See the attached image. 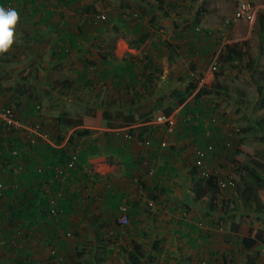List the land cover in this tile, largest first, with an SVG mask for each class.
<instances>
[{"label":"rangeland","instance_id":"obj_1","mask_svg":"<svg viewBox=\"0 0 264 264\" xmlns=\"http://www.w3.org/2000/svg\"><path fill=\"white\" fill-rule=\"evenodd\" d=\"M28 1L30 0H0V7L7 9L16 8L18 5H20L22 8H27L30 4ZM39 1L40 0H37V2ZM55 1L57 0H53L52 3ZM42 2L43 0H41L38 5H42ZM84 3L97 5L98 8H100L99 12L104 13V18L96 21V25L93 24L92 20H87L90 24L87 26L90 27L89 32L91 31V36L95 34L94 30L96 28L103 26L107 23V21H109L107 18L106 9L119 7L122 10L128 11L126 13H128L127 16H129V19L126 20L125 17L123 19L122 13L121 15L119 13L118 16L120 15L119 19L122 23L120 25V30L114 31L108 39H115L120 33L122 35H127V37H129V41L130 39L133 41V43L126 41V44L129 47H135L136 44H139L135 49H137L139 53L141 52L140 57H150L153 59L154 57H167V55H171V57H177V52L181 54L189 49L188 35H190V32H185L184 35L180 36L179 40L182 41L183 44H179L177 49H173L170 45L172 42L168 40H164L166 42L163 44L162 38H160L161 42L158 44L155 33L156 31L154 32L155 38L152 40L153 43L149 42L152 45L149 46V44H144L146 38H148V36L150 37L152 32V29L147 31L144 30V27H142L144 16L147 20L153 17V19L149 20L150 28L154 27V25L159 22L156 21V16L160 13L152 12V10H150L151 6L148 7L149 4L156 5L155 1L84 0ZM47 4H49V2ZM53 4L56 5V3ZM127 5H129L128 8ZM253 5L255 6L257 4L253 2ZM23 11V15L29 17L28 12L31 11ZM259 14H262L264 17V8H258L255 19L256 22L254 23V28L252 29V35L245 45L247 47V55L241 60H235L233 63H225L221 65V68L218 67V70L215 72L218 73L220 71L219 73H222L218 76V80L222 83V85L227 87L228 97H225L226 100L223 98L224 94H221V96L216 94L204 95L203 97H200L201 106L197 108V106H193L194 103H196V98L192 97L191 103L188 102L183 107L179 105L181 107L179 108V106L175 105L178 100V95H182L189 84L196 83V87L194 89L196 90L198 85L203 87V85L206 83L201 82V78H199L197 74L192 73L189 74V77H186L175 87L170 89V91L162 93L159 92L161 90L158 86L160 83L158 81L159 79L156 80L155 85L150 88L152 91H150V93L153 94V96H151L152 98L144 101L138 108L140 112L148 113V116L153 113H157L161 119L155 120V122L163 125L161 126L163 129L161 128V130H158V132L150 130L147 133L148 136L150 135L149 138H145V141L139 145L141 150L143 149V151L145 150L144 152L148 153L146 150H148V146L151 145L150 138L152 136L158 138L159 136L161 138L159 143L160 151L161 149L165 150L168 148L173 152L178 151L177 155H179V157L171 158L173 161L172 165L175 168L181 166L183 167L184 171L189 172L194 168L195 147H203L202 145L207 141L208 143L206 145H213V150L205 156V168L207 170L218 171L220 177H223L224 174H227V176H234L238 181L240 170L239 165L235 162V155H237L236 149H239L242 156V164H246L254 168L256 165L255 163H258V165L261 163V170L258 169L260 167L257 165V168L254 169L259 171V173H263L264 123L261 125L258 124V121L262 118L261 116L263 114H257V109L254 104V101H257L255 91L260 79L255 68V64L252 62L251 68H248L249 66H247L252 61L253 57H260L261 55H264L263 48L262 51L258 53L259 55L254 50V47H258L260 49L264 45L263 42H260V44L263 43L261 46L258 44V34L260 29L257 20ZM90 17L91 14L86 16L87 19ZM168 19L163 18V24H165L164 27H168L167 30L169 29V24L172 23L171 21L167 22ZM175 21H177V19H175ZM45 26L49 31L50 28L48 24L45 23ZM16 27L17 26H15V29ZM126 31H128L127 34H125ZM146 34L147 36L142 38V35L144 36ZM20 35L21 31L19 32L15 30L14 40L16 38H21ZM89 37L90 36H88V38ZM138 39L140 40L137 42ZM200 39H204L205 42L207 41L210 43L213 38L211 34L207 35V37H201ZM58 42L66 43V41L62 42L61 37L58 38ZM94 42V40H79L80 45L83 46L86 44L87 47H93L91 49V54L89 53L91 56H94L96 53V44ZM16 43L24 44V49H19L18 53L21 52L23 54L26 52L28 55H30V57H15L16 59H14V57H9L11 54L6 53L5 55L7 56H2L4 54H0V86H3L4 89H7L8 87L18 84L24 89L27 88L30 91L29 94L37 97L38 100L36 101L40 103L41 106V113H33L29 107L30 101L24 98L27 94L21 95L22 98L18 100L20 102L19 108L22 111L21 113L18 107L14 105L10 106L15 109V118L16 121L22 126L20 128L21 130H28V128L34 124L40 125L37 120L39 118H46L49 122L44 129L49 135L48 140H54L58 134L55 127V118L61 113H66V119L69 121L71 120L81 122L82 125L86 123L85 121H90V123L95 122L100 126L101 124L103 125V123L108 121L102 117L103 111L107 109L116 110L121 106L127 107L128 105L125 104L126 101H132V106H129V108L131 110H135L138 104L136 103L137 99H139L138 96L136 98V90L139 89L141 91H146L143 92L144 97L148 93L147 85L142 83V79L140 77L141 65L143 64V61L140 60V58H134L136 54L133 55L132 52H123L120 50V53L123 55V57H126V59H128V57L134 58V61L130 64L129 70L130 73H133L131 74L133 75L131 79V83L133 84H129L128 87H125L124 77L125 74L128 73L127 70L122 69L121 65H126L127 60H125L124 63H119L115 60L108 61L106 58L103 63H100L99 65H97V62L92 63L91 67L86 70V63L80 62L81 60H79L77 57L70 56L73 52L75 55L78 53L75 49L71 48L70 53H68L67 56V54H64L63 50L59 47L60 45L57 46L55 39L52 38L49 43L55 48V50L59 48L57 52L59 51L67 57H54L57 60V64L51 66L50 63L53 57H42V54L39 52H32V54H29L28 47L30 46L27 45V41L25 43V41L22 39L16 40ZM37 50H40V48ZM37 54L41 56L34 57ZM216 60H218V57H215L213 61L211 60L210 67L207 69V71L205 70L209 75L212 74L211 68ZM218 63H220L219 60ZM115 65L120 67L118 68ZM51 67H53L52 70H50ZM113 68L115 69L114 71H117V74L123 72L124 76L121 78V81L117 80L110 84L109 78L101 79L99 77L102 71L101 69L107 70L108 72L113 70ZM241 68L243 69L241 70ZM205 71L203 73H205ZM214 74H212V78L214 77ZM107 83L110 84V86H107ZM261 83L264 85V79ZM162 84L163 82L160 85ZM210 84L211 83H209V85ZM191 94L188 95L186 99L189 98ZM118 99H121L122 103L112 104V106H105V102L112 101L113 103L114 100L117 101ZM139 100L142 99L140 98ZM13 102L14 100H12V104ZM0 108L4 107L0 105ZM189 115L195 116L196 120H194L192 123L189 122L187 119ZM111 123L114 125H120L121 121L118 119L116 121H111ZM82 125L69 128L66 130L67 132L65 136L75 135L76 131H82L84 129L82 128ZM175 128L180 132L182 131L183 133L181 137H178V141L176 143L173 141V145H171L172 148H170L168 143H171L170 138L173 135V132L171 133V131H174ZM225 141L231 142V146L224 147L223 143ZM144 158H146V163L147 161L149 162V157ZM150 164L156 169L157 163L153 164L150 162ZM3 165L4 164L1 165L0 163V179L2 174L5 176V172L1 173V170L8 169V166H6L7 164L4 166ZM20 168L21 166L18 165L19 170ZM173 172H176L175 169L172 171V173ZM92 175L90 173L88 175L89 178ZM196 176L197 178L199 177L198 172ZM140 178L142 179V177ZM197 178H193L191 184L194 185ZM169 179L170 181H179V179H177V174L169 177ZM86 185L87 184L85 182L84 185H81L80 187L82 195L81 197L83 198V201H80L83 205L82 212L86 213L87 215L94 216L95 213H98L97 211L101 203L99 204V200L96 201L94 199L93 194H90L89 191L87 192ZM239 185L240 186L237 188H242L241 181ZM188 189L191 188L188 187ZM257 189L262 195L264 194L263 189ZM235 190L227 189L222 191L219 196H217L218 204H220L222 199L231 198L234 199L236 201V205L240 207L238 214H232L228 216L222 221V224H216V215L219 214V208L217 209V214L215 216H208L200 209L192 208L189 211L184 205L181 204L178 205L177 203H173V205L170 206L168 203L165 205L158 203L157 207L164 211L167 210V213L164 214L165 216L171 214V218H166L161 214L158 216V221L155 223L153 222L149 225L142 223L143 226L141 227L146 231L145 234L147 235L148 232H152L153 235L152 238L145 236L140 241L143 246L142 249L145 251L146 257H148L143 264H199L202 261L204 264H222V261H225L227 264H246L247 259L244 258V254L248 253L250 255H256L255 264H264V244L262 243L257 245L255 244L253 247H251V249L246 250L247 252L249 251L248 253L239 251V246H236L234 243L232 245H228L227 249H222L223 238L230 234L231 226L238 223L239 220L240 222L242 221L240 224L241 232L240 235L236 236L237 239H234L233 242H239L242 234H246L249 227L264 229V223L252 216L245 215L252 210V207L246 206L242 198L234 195ZM57 195L61 194L58 193ZM59 197L61 196L54 198ZM13 201L14 200L12 196L8 197L7 195L3 194L0 196V223H2L1 221L6 220V218L11 215L10 209L12 207ZM76 201L77 199H75V201L73 200L72 202L73 209H75L77 206ZM50 203L53 206V202L50 201ZM207 204L208 202H205V205ZM122 207L124 210H120L121 213L118 211V214L115 218V223L120 227L118 231L119 234L124 233L125 236L121 235L122 239H118L117 241V253L114 249L116 245H114L110 253L105 254L103 252L105 246L107 245L105 243V239L102 238L101 241L98 242V245H100L96 249L99 252L98 255L99 257H101V255L105 257V261H100V264H109V260L111 259V264H124L125 258L123 257V254L121 255V249L119 250V247H128V249H130L133 241H139L137 235L138 231L136 232V229H134V224L132 221H130V219H128V226H122L118 224L117 220L122 215L129 218L128 214L125 213V205H122ZM150 207L152 206L148 205L146 210H150ZM160 217H162L161 220ZM164 220L170 221V225L165 224L163 227L157 225L160 222L163 224ZM90 222L91 223L84 222V225L81 223L82 229H84L85 225L96 229V226L94 225L95 223L92 221ZM3 228L4 227H2L0 224V259L5 256L7 257L8 255L15 256L14 251L9 252L7 245L3 246L5 243V229ZM81 232L85 233L81 237V241L83 240L85 243L91 241L90 238L92 236L90 233L80 231V233ZM15 235L18 239L19 234ZM64 236L71 237V234H65ZM12 241L14 243V239ZM152 245H156V248H152ZM87 246V251L80 258V260H88L90 257L89 254L91 251V246ZM52 250L53 248H51V251ZM213 252H215V254H212ZM23 255L27 256L29 253L25 252ZM24 256H20L18 258L22 259Z\"/></svg>","mask_w":264,"mask_h":264},{"label":"crops","instance_id":"obj_2","mask_svg":"<svg viewBox=\"0 0 264 264\" xmlns=\"http://www.w3.org/2000/svg\"><path fill=\"white\" fill-rule=\"evenodd\" d=\"M52 1L53 0H43L42 5H38L39 3L37 4V0H30L28 1L30 4L27 8H22L20 5L14 8L17 10L19 17L15 30L19 32L21 31V38H16L9 51L6 52L7 54H11L9 57H14V59H16L15 57H30V55H28L26 52L23 54L21 52V54L18 53L19 49H24V47H22L24 44L16 43V40L22 39L25 41V43L27 41V45L30 46L28 47L29 54H32V52H39L42 54V57H53L50 65H56L57 60L54 57H67L68 54L66 56L59 51L57 52L59 48L55 50V48L49 42L53 38L55 39L58 46V38L61 37L62 42L66 41L67 43L69 41L71 43V48L78 52H75L76 55L73 52L70 56L79 58V60H81L80 62L86 63L85 66H89L96 62L97 65L103 63L105 60L101 58L103 55H107L106 57L108 61L115 60L119 63H124V61L127 60L126 65H121L122 69L127 70L128 73L125 74L124 77L125 87H128L129 84H133L131 83V79L133 77L131 74L133 73L129 72L131 62L134 61V58H140V60L143 61L140 73L142 83L146 84L145 78L143 76L145 68H147L148 71L155 70L154 75L157 77V80L159 79L158 81L160 83L158 82V86L159 89L162 90L159 92L162 93L170 91V89L175 87L186 77H189V74L192 73L197 74L199 78H201V82L206 83L204 84L205 86H209V83L212 82L213 78L212 75H209L206 71L210 67L211 60L213 61V59L218 56L221 48L225 44L241 43L244 41L247 43L252 35V29L254 28V23L256 22L255 20L253 22L234 20L232 18L234 12V0H185L183 3L175 2V0H152L156 2V5L149 4L148 7L156 6L158 8L152 9L150 7V10H152V12L160 13L156 16V21L159 22L155 24L154 27L150 28L149 20L153 19V17L148 20L145 18V16L144 18L142 17V27H144V30L148 31L149 29H152L151 36L146 38L144 44H149V46H151L152 44L150 43H153L152 40L155 38L156 33L158 44H160V38H162L163 44L166 42L164 40H168L172 42H169L171 47L173 49H177L179 44H183V42L179 40L180 36L184 35L185 32H190V35H188L189 49L187 51H184L181 54L177 52V57H171V55H167V57H154L153 59L150 57H140L141 52L139 53L137 49L129 47L126 44V41L131 43H133V41H131V39L129 41V37H127V35H122L120 33L115 39L112 37V39H108L114 31L120 30V25L122 23L120 22L119 16L122 13V18L124 19V14L128 12L127 10H122L119 7L106 9L107 18L109 21H107V23L103 26H99L95 30L93 29L95 34L91 36V31L89 32L90 27L87 26L90 24L88 21L86 22L85 17L78 14V10L81 7H87L88 5L93 4L84 3V0H58V3L57 1L53 2L56 3V5H54ZM145 1L151 2V0ZM48 2L49 4H47ZM253 2L257 4L255 5L257 8H264V0H253ZM95 6L99 11L100 8H98L97 5ZM128 7L129 5H127V8ZM23 10H27V12L31 11L28 12L29 17L23 15ZM119 13L120 15L118 16ZM163 18H169L167 22H172L169 24L170 26L168 30V27H164L165 24H163ZM175 19H177V21H175ZM88 20L91 19L88 18ZM45 23L48 24L50 28L49 31L45 26ZM257 23L260 29L258 34V44H260V42L264 43V17L262 20V25L259 24L258 20ZM127 33L128 31H126L125 34ZM211 34L213 39L210 41V43L207 41L205 42L204 39H200L201 37H207V35ZM88 36L90 37L88 38ZM145 36H147V34L144 36L142 35V38ZM80 39L95 41L94 43L96 44V53L94 56L89 55V53L91 54V49L93 47H87L86 44L83 46L80 45ZM140 39H138L137 42ZM246 43L244 42L242 47L244 48L245 52L248 53L247 47L245 46ZM39 48L40 50H37ZM262 48L264 53V45L260 49L258 47H254V50L258 54L262 51ZM120 50L123 52H132L133 55L136 54V56L139 57H128V59H126V57H123V55L120 53ZM3 54L4 55L2 56H7L5 53ZM40 56L41 55L37 54L34 57ZM261 56L253 57L252 62L256 66L255 68L260 79L255 91L257 101H254V104L257 109V114H263L261 117L264 119V100L263 96L261 95V93L264 94V85L261 83L264 79V55L262 57ZM52 69L53 67L50 68V70ZM101 70L102 71L99 77L101 79L109 78L110 84L117 80L121 81V78L124 76L123 72L117 74V71H114V68L108 72L107 70ZM204 71L205 73H203ZM162 82L163 84L160 85ZM110 84L107 83V86H110ZM8 88H3V92L0 93V105L3 107L6 105H14L18 107L21 113L22 111L19 108L20 105L17 104L16 100H14L12 104V99H10L8 94H6ZM200 89L201 87L198 85L191 96H189V98H187L180 106L183 107L186 103H191V98L193 97L196 98V103H194L193 106H197V108H199L201 106L200 97L204 96V94L199 96L197 95ZM147 90L148 93L151 91L148 85ZM142 91L146 92L144 90ZM180 106L179 108H181ZM85 122L86 123L83 125L80 124L78 126L82 125V128L88 130L89 132L79 137L78 140L75 135V137L72 136L73 139L71 135L64 136L61 138L62 140H59V142H55L53 139H51L45 141L46 144H37L36 151L33 152V154L32 152H28L27 155L23 156L24 161L29 156L31 163L34 165L35 163L40 162L46 154V145L51 148L63 147L66 149V151H70L77 141L79 144V165L81 167V171L87 172V174L91 173V175L93 173V175L90 177V182H86V190L87 192L89 191L90 194L94 195V199L96 201L99 200V204L101 203L97 211L98 213H95L94 216L83 213V205L82 202H80L83 201L80 187L81 185H84L85 181L83 179L76 181L72 180L71 178L70 181L67 182L66 191H64L62 195H50L51 198L49 201H52L53 203H57V200L60 199L58 202V207H61L62 209V213H60L59 218L54 220L53 218L45 216L41 213L43 206H46V201L44 198H42V194H37V197L34 198L35 201L30 204L33 214H31L30 218L28 219L21 217L18 221V247L20 250L23 249L25 252L29 253V255L24 256V252L22 256L29 259L32 264H81L80 261L84 260H80L81 257L77 256V251H81L83 248L87 249V245L85 246V242H83V240L81 241V237L85 233H80V231L90 233L92 236L90 240L95 243L94 248L97 249L96 244L103 238L107 244L103 252L105 254L110 253L112 247L116 245L114 249L117 253V241L118 239H122L121 235L125 236L124 233L119 234L118 231L120 227L115 223V218L118 214V211L120 212V210H124L122 205H125V213L128 214V219H130V221H132L134 224V229H136V232L138 231L137 235L139 242L145 236H148L149 238H152L153 236L152 232H148L147 235L145 234L146 231L141 227L143 226L142 223L146 225H149L153 222L155 223L158 221L159 215L162 214L165 216L164 213H167V210L164 211L157 207L158 203L164 205L168 203L170 206L173 205V203H177L178 205L181 204L184 205L189 211L192 208L199 209V203H201V200H198L199 198L197 191L195 190V184H191L194 176L193 170L187 172L184 171L183 167L181 166L175 168L172 165L173 161L171 158L179 157V155H177L178 151L173 152L169 148L165 150L161 149L160 151L159 143L161 138L159 136L158 138H155L154 136L150 138L151 145L148 146V150H146L148 152L147 156H145V150H141V147L139 146L140 143L145 141V138H149L150 135L148 136L147 133L150 130L158 132V130H161V126L163 125L156 123L155 120H141V122L132 125H125L123 123H120V125H114L107 121L100 126L95 122ZM172 132L173 135L170 138L171 143H168L170 148H172L171 145H173V141L176 143L178 141V137H181L183 133L182 131H178L176 128L174 131L172 130L171 133ZM143 156L147 158L149 157V162L147 161L146 163V158ZM150 162L153 164L157 163L156 169L152 167ZM20 166V172H22L25 168V163L22 162ZM174 169L176 172L172 173ZM175 174H177V179H179V181H170L169 177H172ZM226 175L227 174H224V176ZM140 177H142V179ZM78 178L79 177H76V179ZM2 179H5L3 174L1 176V180ZM20 181L22 183L26 182L23 173L20 175ZM28 184L26 183V185ZM188 187L191 189H188ZM38 188V186H34L32 188L33 192L36 193L35 190ZM27 189H20V192L17 196L19 200L22 201V199L24 200L26 198L23 196V191H28ZM58 196L61 197L56 198V200L52 199ZM66 199H69V201L65 202ZM75 199H77V206L75 209H73L72 202L73 200L75 201ZM148 205L152 207H150V210L147 211L146 208ZM170 216L171 214L165 217L171 218ZM161 218L162 217H160V220ZM31 221L34 224H30V227L32 226V232L29 233L24 225ZM90 221L95 223L94 225L96 226V229L87 225H85L84 229H82L81 223L84 225V222L90 223ZM241 222L239 220L236 230H230V234L223 238V250L227 249L228 245H232L234 243L236 246H239V251L246 253L249 252L241 248L240 241L248 234L250 227L247 229L246 234H242L239 242H233L234 239H237L236 236L240 235ZM165 224L170 225V221L164 220L163 224L160 222L157 225L163 227ZM58 231L60 234L59 237H57L58 240H55L53 237H55V234H58ZM66 231L71 232V237H66L64 234H62ZM25 244H27L28 247H23ZM53 244L57 248V253L63 258L61 261H57V259L51 256L50 251ZM124 249L129 250L128 247H119L121 255L123 254ZM86 251L84 250V254ZM94 251L99 254L98 250ZM94 251L92 253L95 255ZM82 254L83 253H81V255ZM212 254H215V252ZM244 255V258H246L247 254ZM3 259L4 257L0 259V262ZM102 260L105 261V257L101 255L100 260H98L96 264H100V261ZM111 261L112 259L109 260V264H111Z\"/></svg>","mask_w":264,"mask_h":264},{"label":"trees","instance_id":"obj_3","mask_svg":"<svg viewBox=\"0 0 264 264\" xmlns=\"http://www.w3.org/2000/svg\"><path fill=\"white\" fill-rule=\"evenodd\" d=\"M59 1L57 0V3ZM39 2H37L38 4ZM152 9H158L156 6H153ZM98 9L96 6L93 5H88L87 7H81L78 10V14L80 16H83L86 18L88 14H91L90 19L92 20L93 24H97L96 21L99 19L96 18V15L98 14ZM128 13L124 14V17L128 20L129 16H127ZM134 15V14H133ZM86 18V22H87ZM262 20H263V15L259 14L258 16V22L260 25H262ZM246 43V41H244ZM244 42L241 43H233V44H225L222 48L220 53L218 54V60L220 61V67L221 65L225 63H233V61H238L241 60L244 56L247 55L245 52L244 48L242 45ZM60 45L59 47L63 50L64 54H68L70 49H71V43L68 41L67 43H61L59 42ZM23 47V46H22ZM138 45L136 44L135 47L137 48ZM6 54V53H5ZM107 55H103V59H106ZM252 61L247 65L249 66L248 68H251ZM86 70L91 67L85 66ZM246 68V66H245ZM243 68H241L242 70ZM155 70L148 71L147 68H145V71L143 72V76L146 81V85H148L149 88H152L153 85H155L157 77L154 75ZM220 72V71H219ZM215 73L214 77L212 79V82L209 86L201 87V89L198 91L197 95H211V94H216L220 95L224 94L225 98L226 96L228 97V90L225 85H222V83L218 80V76L222 73ZM24 83V82H23ZM3 87V86H2ZM0 86V93L3 92V88ZM196 83L189 84L185 91L182 93V95H178V100L176 102V106L181 105L186 97L191 94V92L195 89ZM29 90L27 88H23L22 86H19L18 84L15 86H12L11 88H8L6 94L10 97L12 100H16L17 104L20 105V102L18 101L21 97V95H26L24 98L29 100V107L31 111L34 113H41V106L40 103H38L36 100L37 97L32 96L29 94ZM223 92V93H221ZM131 93V92H130ZM136 98L137 96L139 99L141 98L142 100L137 99V106L135 110H131L129 106H132V101H126L127 107L121 106L116 110L112 109H107L103 111L102 117L108 121H116L120 120L121 123L125 125H132L136 124L138 122L142 121H154L157 120L158 114L153 113L150 116H148L146 112H140L139 108L144 101L149 100V98H152L153 96L152 93H147L146 96H143V91L141 90H136L135 92ZM261 95L264 94L261 93ZM226 100V98H225ZM264 100V99H263ZM132 102V103H131ZM122 103L121 99H118L117 101H112L111 102H105V106H112V104H118ZM135 103V104H136ZM264 103V102H263ZM38 106V108L36 107ZM224 106V105H222ZM11 109L13 112L15 109L10 107L9 105L4 106V108H0V110H9ZM15 114V113H14ZM66 113H61L58 115V117L55 118L56 120V132L58 133L56 138H54L55 142H59V140H62L61 138L66 135V130H68L71 127H76L81 124V122L77 121H69L66 119ZM264 119L261 118L258 121V124L261 125L264 123ZM38 123L41 125H44L46 127L47 123L49 122L46 118H39ZM89 131L84 129L82 131H76L75 136L77 137V140L79 137L85 135V133H88ZM74 135H71V137ZM74 136V137H75ZM73 139V137H72ZM40 143H45L46 142L42 139H37L36 143H30L29 140L19 134L17 130H13L6 125H3L2 122H0V163L1 165L4 164L8 166V169L6 170H1V173L5 172V179H0V196L7 195L8 197L12 196L13 198V204L11 207V215L6 218V220L1 221L0 223L4 231V238H5V243L3 246L7 245V249L9 252L14 251L16 256L8 255L7 257L5 256L4 259L0 262V264H32L29 259L22 257V259L18 258L22 256V254L25 252L23 249L20 250L18 245H19V237L17 239V236L15 234H18L19 232V227H18V221L19 218H30V215L33 214V210H31L32 207H30V204L33 203L35 200L34 198L37 197V194H42V198L45 199L46 201V206L44 205L43 208L41 209V213L44 214L45 216H48L50 218H53L54 220H57L60 216V213H62L61 207H58V202L53 203V206L50 203V195H56V194H61L66 191L67 188V182L72 180H84L85 182H90V178L87 174V172L81 171V167L79 165V149H78V142L76 141V144L73 146L72 150L66 151L63 147L61 148H51L48 145L47 150H45L46 154L42 158V160L38 163H31V159L28 156V158L24 161L23 156L27 155L28 152H35L37 144ZM208 142L206 141L202 146H206ZM15 151V153H13ZM237 155H235V162L239 165V170H240V176L239 180L242 182V188H237L240 183L236 184V190L234 191V195L240 197L243 199L244 204L246 206H251L252 210L249 211V213L245 214L247 216H252L255 219L259 220L260 222L264 223V194L262 195L261 192L257 189L259 188L260 190H264V171L263 173H259L254 168H257L259 166L261 167V163H255V167H250L248 165L242 164V156L241 152L239 149H236ZM146 153V152H145ZM147 156V153L145 154ZM142 157V154H141ZM144 157V156H143ZM25 163V169L20 172L18 169V165L21 163ZM71 162L73 166L68 169L69 174L65 178V182L63 185L60 184L59 178L57 177L59 174L64 173V168L67 166V164ZM3 165V166H4ZM29 165V166H28ZM80 170V172H79ZM193 170V178H197V170L195 167L192 169ZM24 176V179L26 182H21L20 181V175ZM25 173V174H24ZM263 174V175H262ZM76 177H79L76 179ZM75 178V179H73ZM32 181V184H31ZM36 181V182H35ZM26 183L28 185H26ZM34 183V184H33ZM23 184V187H22ZM41 184V186H40ZM34 186H38L39 188L36 189V193L33 192L32 188ZM195 190L197 191L198 194V200H201V203H199V209L203 210V212L206 213L208 216H215L217 213V209L219 208V214L216 215V224H222V221L225 220L228 216L232 214H238L239 212V206L236 205V201L234 199H222L220 204H218L217 201V196L220 194V190L216 184V178L215 176H207L204 178L198 177L195 180ZM28 187V189H27ZM44 187V188H43ZM20 189L28 190V191H23L24 195L26 198L22 201L17 198ZM45 191V194H44ZM33 192V193H32ZM50 193V194H49ZM264 193V192H263ZM47 195V196H46ZM30 196V197H29ZM53 200H56L54 198ZM66 201H69V199H66ZM72 201V200H71ZM61 202V201H60ZM205 202H208L207 205H204ZM60 204V203H59ZM4 209V208H3ZM128 219V218H127ZM91 223V222H90ZM30 224H34L32 221L26 223L24 226L27 228L29 233L32 232V226L30 227ZM125 226H128L125 225ZM237 223L233 226H231V231L236 230ZM2 230V229H1ZM59 231L58 234H55V237L53 239L58 240L57 237H59ZM62 234H71V232L66 231ZM72 235V234H71ZM14 239V243L13 240ZM27 243V242H26ZM257 243H262L264 244V229L262 228H252L250 227L248 230V234L244 236L241 241V248L243 250H248L252 246H254ZM89 245L91 246V251H90V257L88 260L80 261L81 264H96L98 260H100V257H98V254L96 253V248L95 243L93 241H89L88 243H85V246ZM98 243L96 244V247H98ZM104 246V245H102ZM23 247H28L27 244H25ZM55 247V248H54ZM142 243L139 241H133L131 248L129 250L124 249L123 250V257L125 258V263L124 264H143L146 258V253L142 249ZM53 250L51 251V256L57 261H61L63 258L57 253V248L53 244L51 247ZM88 248V246H87ZM152 248H156V245H152ZM84 250L86 251L85 248L81 249V251H77V256L82 257L84 254ZM95 255L92 253L93 251ZM81 253H83L81 255ZM247 263L246 264H255L256 261V255H246ZM223 264H227L225 261H223Z\"/></svg>","mask_w":264,"mask_h":264},{"label":"built area","instance_id":"obj_4","mask_svg":"<svg viewBox=\"0 0 264 264\" xmlns=\"http://www.w3.org/2000/svg\"><path fill=\"white\" fill-rule=\"evenodd\" d=\"M185 0H175V2H180L183 3ZM258 8L253 5L252 0H234V12L232 15V18L236 21L238 20H245V21H251L253 22L256 18ZM96 18L98 19H103L104 18V13L98 12L96 15ZM218 67H220V63H218V60H216L212 66V71L211 73L214 74L217 70ZM211 74V75H212ZM38 108V106H36ZM161 117H157V120H160ZM189 122H194L196 120L195 116L189 115L187 117ZM0 122L3 123V125H6L7 127L17 130L19 134L29 140V142L36 143L37 139H42L44 141H48V133L44 129V125H37L34 124L30 128L21 130L20 128L22 127L15 118L14 112L9 109V110H3L0 111ZM171 122V121H169ZM42 126V127H41ZM224 147H229L231 146V142L225 141L223 143ZM196 149L194 150V157H195V163L194 167L198 172V175L200 178L204 177H209V176H215L216 178V184L220 190V193L224 190L227 189H235L237 180L235 179L234 176H223L220 177L218 174V171H209L205 168V156L210 153L213 150V145L208 144L204 147H195ZM15 153V151L13 152ZM73 164L69 162L67 166L64 168V173L59 174L57 177L59 178L60 184L63 185L65 182V178L68 176L69 171L68 169L71 168ZM2 188V186H0ZM118 224L124 226L128 224V219L126 216H121L117 220ZM199 264H204V262H200Z\"/></svg>","mask_w":264,"mask_h":264},{"label":"clouds","instance_id":"obj_5","mask_svg":"<svg viewBox=\"0 0 264 264\" xmlns=\"http://www.w3.org/2000/svg\"><path fill=\"white\" fill-rule=\"evenodd\" d=\"M18 18L16 9L0 7V54L8 52L13 45Z\"/></svg>","mask_w":264,"mask_h":264}]
</instances>
